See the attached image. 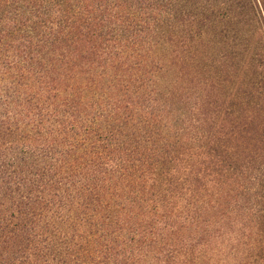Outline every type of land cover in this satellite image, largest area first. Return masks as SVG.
Here are the masks:
<instances>
[{"label": "trees", "instance_id": "1", "mask_svg": "<svg viewBox=\"0 0 264 264\" xmlns=\"http://www.w3.org/2000/svg\"><path fill=\"white\" fill-rule=\"evenodd\" d=\"M228 4L0 0V264H264V79Z\"/></svg>", "mask_w": 264, "mask_h": 264}, {"label": "rangeland", "instance_id": "2", "mask_svg": "<svg viewBox=\"0 0 264 264\" xmlns=\"http://www.w3.org/2000/svg\"><path fill=\"white\" fill-rule=\"evenodd\" d=\"M226 2V4H228V0H216V4L217 3H221V2ZM263 3L261 4V9L262 12H260L258 9V14H259V19L261 20L259 22V24H257L258 26V30L255 31V33H253L254 36H252V25H250V23H248V18L251 17V12H250V8H248V0H238V2L240 4L243 5L242 8H239L236 5H233L235 10L237 11L238 15L237 18L235 17V23H231L230 25L235 26V29L238 27H242L241 30L242 31H237L238 34L241 33L242 36L245 37V39H247L249 41L250 44V49L252 50V53L254 56H252V62L251 64L253 65V67L255 68V70L260 71L261 70V75L256 76L255 78V82L257 79L259 78H263L264 79V0H262ZM225 7H230L229 4L225 5ZM257 8V6H256ZM224 10V8H223ZM258 14H256V16H258ZM229 27V25H228ZM230 28V27H229ZM245 35H247L248 37H246ZM251 77V75L249 74V78ZM247 78V77H245ZM230 87H234L231 83H230ZM247 130H246V137L245 140H243L241 142L242 139H240V143L241 146H243L245 144V142L249 143V147L252 150L251 152H253V150L257 149V147H262L263 148V152H264V116H259V117H254L251 119V122H249V124L246 126ZM251 146H253V148H251ZM247 150V149H246ZM250 203H254V200L250 199ZM250 234L254 235V233H252V230H250ZM203 263L201 264H208V262H206L207 260L203 259L202 260Z\"/></svg>", "mask_w": 264, "mask_h": 264}]
</instances>
